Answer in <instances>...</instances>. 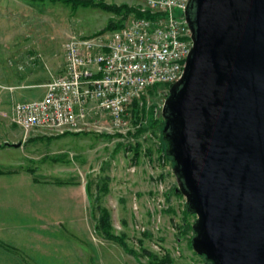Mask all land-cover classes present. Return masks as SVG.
Masks as SVG:
<instances>
[{
    "label": "rangeland",
    "instance_id": "374dc122",
    "mask_svg": "<svg viewBox=\"0 0 264 264\" xmlns=\"http://www.w3.org/2000/svg\"><path fill=\"white\" fill-rule=\"evenodd\" d=\"M98 1L138 5L137 0ZM118 20L100 9L73 11L59 4L0 0V170L7 172L0 176V242L9 249L0 246V264H151L144 250L155 256V264L167 257L170 264H204L185 232V222L195 219H186L185 198L173 195L172 164L158 153L161 110L168 96L162 85L143 98L146 127L158 125L142 131L147 137L135 145L120 134L57 136L37 131L26 136L11 121L16 103L45 93L40 87L24 88L40 78L39 70L29 66L30 55L47 54L51 72L58 76L68 35L94 36ZM26 91L35 92L23 100ZM137 145L138 159L132 151ZM59 181L71 184L61 186ZM105 182L107 189L100 192ZM103 209L110 214L113 234L125 236L139 258L98 230ZM157 240L161 246L155 248Z\"/></svg>",
    "mask_w": 264,
    "mask_h": 264
},
{
    "label": "water",
    "instance_id": "95a60500",
    "mask_svg": "<svg viewBox=\"0 0 264 264\" xmlns=\"http://www.w3.org/2000/svg\"><path fill=\"white\" fill-rule=\"evenodd\" d=\"M193 47L162 106L177 192L210 264H264V0H189Z\"/></svg>",
    "mask_w": 264,
    "mask_h": 264
},
{
    "label": "built area",
    "instance_id": "2783aa9c",
    "mask_svg": "<svg viewBox=\"0 0 264 264\" xmlns=\"http://www.w3.org/2000/svg\"><path fill=\"white\" fill-rule=\"evenodd\" d=\"M137 1V11L145 16L130 15L119 30L68 35L62 73L43 85L42 98L16 103L11 110L12 123L26 136L37 131L120 134L133 145L146 139L148 131L139 132L147 120L135 119L133 104L139 101L143 107L151 88L183 77L193 41L185 17L189 0ZM29 57V66L44 62L39 54ZM160 161L165 164V158ZM153 246L160 247L161 241Z\"/></svg>",
    "mask_w": 264,
    "mask_h": 264
},
{
    "label": "trees",
    "instance_id": "16d2710c",
    "mask_svg": "<svg viewBox=\"0 0 264 264\" xmlns=\"http://www.w3.org/2000/svg\"><path fill=\"white\" fill-rule=\"evenodd\" d=\"M27 1H30V2H32L34 4H38V3H41V4L50 3V4H53V5H58L59 4V5H62L64 7L65 6L66 7H69L73 11H75L78 8H81V7L82 8H90V9H100L102 11H105L107 13H112L115 16L120 17V20H118V21H110L108 23V25L106 26V28L103 31L99 32L100 35L105 34L107 32H112V31H116V30L121 29L124 26L125 21L127 20V18L130 15H133L134 14L135 16H138V17L145 16V15H142L141 13H139L136 8H131V7L127 6V5H124V6L109 5V4H106L103 1H98V0H27ZM171 86L172 85H169V86L162 85L161 87L169 90L171 88ZM157 87H159V86L156 85L152 89H156ZM139 104H140L139 101H136L133 104L134 117H135L136 120H138L140 118V116H143L144 117L147 114L146 108L143 107L141 109ZM148 114H149L150 117H152L153 116V110H151V112L148 113ZM156 123L158 125V122H154L153 123V127L152 126L150 127V125H148L147 127L143 128L142 131L151 130V129H153V131H154L155 130V127L157 126V125H155ZM164 123H165V121L162 118V120L160 121V127L161 126L163 127L164 126ZM81 135L82 134H75V135L72 134V136H81ZM5 145H8V144H5ZM0 148H3V146H0ZM140 148H141L140 145H137V146H135V147L132 148V151L134 152V156H135L136 159L140 158V150H141ZM148 153L149 154H153V149H150L148 151ZM158 153H160V154L163 153L164 157H166L170 161V163L172 164V172H173L174 163H173L172 158L167 153V144H166V142L164 140L163 133H162V129H161V146L158 148ZM27 172L30 173V174H32V175H35V173H36V171H34L33 169L27 170ZM6 173L7 172L0 170V176L1 175H5ZM34 180L36 182L38 181V179H36V178ZM70 184L71 183H69V182H62V181H59L58 182V185H61V186H64V185L66 186V185H70ZM106 189H107V182H105L104 184L102 183L101 186H100V188L98 190L101 192V191H106ZM173 195L183 197L181 195V193L177 192V184L175 185V187L173 189ZM101 211H102V215L100 217V222H99L98 230L99 231H102L103 234H104V236L107 239L116 241L120 246H122L130 254H132V255H134V256H136V257L139 258L140 257V254L136 253L135 250L133 248H131L126 243L125 236H120L119 237V236H115L113 234V232H112V226H111L110 214L108 213V211L107 210H104V209L101 210ZM185 217H186V219H188L187 217H190V218L193 217L195 219L193 223H190V222L189 223H186L185 222V232H186V234L188 232L191 234L188 242H189V246H190L191 250H193V248H192V239H193V236H194L193 226L196 223V218H195L196 216L189 209V207L187 206L186 203H185ZM98 230H97V232H98ZM0 246L2 248H4V249H8L1 242H0ZM143 253L149 255L150 258L153 260L151 262V264H155L157 262L155 256L154 255H151L150 253H148V251L144 250ZM200 258H202V260L204 261V264H210V262H208L204 257H200ZM170 261H171V259L169 257H167L164 260V262H160V263L170 264L169 263Z\"/></svg>",
    "mask_w": 264,
    "mask_h": 264
},
{
    "label": "crops",
    "instance_id": "0c3cea01",
    "mask_svg": "<svg viewBox=\"0 0 264 264\" xmlns=\"http://www.w3.org/2000/svg\"><path fill=\"white\" fill-rule=\"evenodd\" d=\"M45 63H46V66L48 67V69L46 68ZM51 66H52L51 58L48 57L47 54L44 57V62H41V60L35 61L34 62V65H31V67H33L34 69L39 70L38 73L40 75V78H39L38 81H36V83L30 82V83L25 84L24 88H26V89H29V88H31V89H33V88L38 89L40 87L41 90L45 89L43 87V85L49 83L52 80V78L54 77L53 74H52V72H51V69H53ZM64 66H65V61H64V56H63V67H62V69H64ZM62 69L59 71V74L63 71ZM43 91H45V90H43ZM34 92L33 91H26V92H24L25 93L24 94V97H22L23 100L24 99L31 98V96L34 94ZM44 94L45 93H43V96H44Z\"/></svg>",
    "mask_w": 264,
    "mask_h": 264
}]
</instances>
